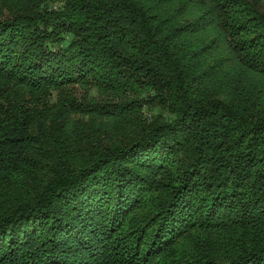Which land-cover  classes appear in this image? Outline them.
<instances>
[{
	"label": "trees",
	"instance_id": "1",
	"mask_svg": "<svg viewBox=\"0 0 264 264\" xmlns=\"http://www.w3.org/2000/svg\"><path fill=\"white\" fill-rule=\"evenodd\" d=\"M0 264H264V0H0Z\"/></svg>",
	"mask_w": 264,
	"mask_h": 264
}]
</instances>
